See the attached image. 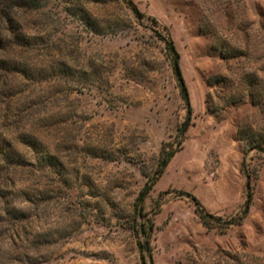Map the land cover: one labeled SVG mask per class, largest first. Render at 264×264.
I'll return each instance as SVG.
<instances>
[{"label": "rangeland", "instance_id": "obj_1", "mask_svg": "<svg viewBox=\"0 0 264 264\" xmlns=\"http://www.w3.org/2000/svg\"><path fill=\"white\" fill-rule=\"evenodd\" d=\"M262 138L264 0L20 2L0 19V264H141L136 199L168 153L142 201L153 264H264Z\"/></svg>", "mask_w": 264, "mask_h": 264}, {"label": "trees", "instance_id": "obj_2", "mask_svg": "<svg viewBox=\"0 0 264 264\" xmlns=\"http://www.w3.org/2000/svg\"><path fill=\"white\" fill-rule=\"evenodd\" d=\"M23 3L28 4L30 6H36L38 3V0H0V19L3 17H6L8 9ZM131 10L133 13L138 15V10L135 5L131 6ZM153 19V18H152ZM155 23L156 21L153 20ZM165 42V48L167 51V54L171 58L172 61V67L174 70V73L181 83L182 86V76L180 74V70L178 67V54L172 44V41L168 38ZM184 90V89H183ZM186 98V95H184ZM188 122L184 123L182 128L180 129V133L184 132ZM252 149H256L257 152L264 153V138L260 139L258 142L254 143ZM172 156V153H168L166 156H161L159 161V170L154 174L152 179L150 181H145L143 188L141 189L136 202L139 206V211L137 215L141 218V221L139 223H134L133 225H130L131 230L133 231L135 238H136V244L137 249L139 252V258L141 261V264H145L146 260H148L149 264H153L152 262V254H151V247H150V236L152 231V222L151 219L147 218L145 213H142V201L148 191L151 189L154 180L161 174L162 168L166 165L168 162V159ZM243 162L241 165V172H243V175L245 177V199L241 206L240 212L235 216L234 218L230 219L226 224V226H232V225H238L241 223L242 219L246 216L251 198H252V191L250 188V175L249 173L244 170L243 168ZM194 204H195V212L197 213L199 219L201 222L208 226L210 223L208 221V217L211 215L205 213L204 207L198 202L197 199L193 198Z\"/></svg>", "mask_w": 264, "mask_h": 264}]
</instances>
